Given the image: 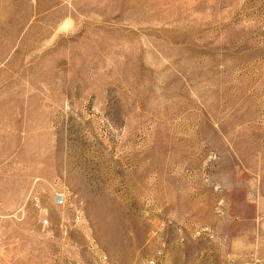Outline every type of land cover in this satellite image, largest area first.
I'll return each mask as SVG.
<instances>
[{
    "label": "rangeland",
    "instance_id": "obj_1",
    "mask_svg": "<svg viewBox=\"0 0 264 264\" xmlns=\"http://www.w3.org/2000/svg\"><path fill=\"white\" fill-rule=\"evenodd\" d=\"M0 264H264V0H0Z\"/></svg>",
    "mask_w": 264,
    "mask_h": 264
},
{
    "label": "built area",
    "instance_id": "obj_2",
    "mask_svg": "<svg viewBox=\"0 0 264 264\" xmlns=\"http://www.w3.org/2000/svg\"><path fill=\"white\" fill-rule=\"evenodd\" d=\"M57 201L62 203L63 202V199L61 197H57Z\"/></svg>",
    "mask_w": 264,
    "mask_h": 264
}]
</instances>
